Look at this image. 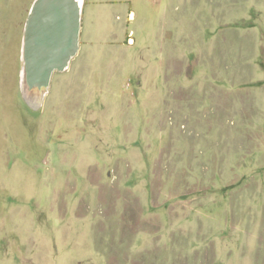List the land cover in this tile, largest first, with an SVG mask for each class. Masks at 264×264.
<instances>
[{
  "label": "rangeland",
  "instance_id": "374dc122",
  "mask_svg": "<svg viewBox=\"0 0 264 264\" xmlns=\"http://www.w3.org/2000/svg\"><path fill=\"white\" fill-rule=\"evenodd\" d=\"M81 1L40 83L0 0V264H264V0Z\"/></svg>",
  "mask_w": 264,
  "mask_h": 264
},
{
  "label": "water",
  "instance_id": "95a60500",
  "mask_svg": "<svg viewBox=\"0 0 264 264\" xmlns=\"http://www.w3.org/2000/svg\"><path fill=\"white\" fill-rule=\"evenodd\" d=\"M50 1L36 0L25 32L24 52L32 49L31 66L38 69L41 77L43 73L46 76L49 69L62 68L70 60L77 51L80 32L81 12L74 7L70 9L66 0H52V4L46 7ZM60 31V39L56 42L55 34Z\"/></svg>",
  "mask_w": 264,
  "mask_h": 264
},
{
  "label": "bare ground",
  "instance_id": "6f19581e",
  "mask_svg": "<svg viewBox=\"0 0 264 264\" xmlns=\"http://www.w3.org/2000/svg\"><path fill=\"white\" fill-rule=\"evenodd\" d=\"M66 2H67V6L70 7V9H71L72 7H74V9H75L76 11L81 12V10H82V3H83L81 0H66ZM51 4H52V0H51L50 2H48V4H47L46 7H48V6L51 5ZM46 7H45V8H46ZM61 30H62V29H61ZM60 34H61V31H60L59 34H55L56 42H58V40L60 39V36H61ZM57 35H58V36H57ZM68 62H69V61H67L66 64H67ZM66 64L63 65V66L66 67ZM54 68H55V67H54ZM62 68H63V67H62ZM23 69H24V70L22 71V76H23V78H24V77H25V74H26V71H25L26 67L23 68ZM59 69H61V68H59ZM52 70H53V68H52V69H49V71L46 72V76H45V73H43L44 76H42V77H41V73L39 74V77L41 78V79H40V83H43L44 81L47 82V80L50 78L49 76L51 75Z\"/></svg>",
  "mask_w": 264,
  "mask_h": 264
},
{
  "label": "trees",
  "instance_id": "16d2710c",
  "mask_svg": "<svg viewBox=\"0 0 264 264\" xmlns=\"http://www.w3.org/2000/svg\"><path fill=\"white\" fill-rule=\"evenodd\" d=\"M127 36H128V34H127Z\"/></svg>",
  "mask_w": 264,
  "mask_h": 264
}]
</instances>
